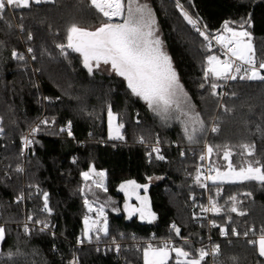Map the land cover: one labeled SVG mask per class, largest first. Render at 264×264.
<instances>
[{
	"label": "trees",
	"instance_id": "trees-1",
	"mask_svg": "<svg viewBox=\"0 0 264 264\" xmlns=\"http://www.w3.org/2000/svg\"><path fill=\"white\" fill-rule=\"evenodd\" d=\"M149 1L187 93L185 109L193 116L199 113L204 121L206 131L198 133L195 142L188 141L180 123L162 125L122 78L89 74L81 55L66 47L71 25L93 30L107 22L90 0L31 3L27 9H8L0 19V225L5 228L0 264H69L72 250L89 246L94 250V264H144L145 246L135 249L141 241L173 238L175 247L197 255L210 234L220 246L214 264H264L257 247L248 242L256 240L264 229V183H213L203 174L206 164L212 169L228 165L223 158L226 146L234 168L256 160L260 164L253 166L264 165V81L238 77L223 93V79L204 77L207 57L218 53L216 47H209V36L222 33L226 21L228 27L250 33L254 58L258 64L264 62V0ZM60 44L65 45L63 52ZM14 51L24 59L13 57ZM211 83L217 84L215 96ZM88 98L91 103L103 104L88 114L81 107ZM107 101L123 125V139L111 140L108 135ZM43 118L47 124L41 123ZM37 122L35 143L23 157L20 142ZM69 123L71 136L67 130L60 131ZM213 126L219 131L212 132ZM156 140L160 141L163 160L156 159L153 152ZM245 144L254 145L253 155L241 147ZM208 145L213 147L211 155ZM103 171L106 181L95 175ZM84 172L94 180H85ZM130 180L151 185V207L157 218L150 224L128 218L124 212V197L118 187ZM96 181L105 182L106 190L97 187ZM45 192L50 213L43 210ZM200 194H208L220 211L197 223L193 215L196 200L191 196ZM21 195L23 200L17 202ZM84 199L106 208L107 235L100 231L91 240L84 236ZM233 205L237 212L231 211ZM29 208L35 220L54 225L55 232L32 228L26 233L18 226ZM171 224L180 229L179 235ZM221 228L235 229L239 235L220 238ZM245 232L247 237H243ZM118 242L121 245L115 251ZM8 252L16 255L9 259ZM175 258L172 254L168 264H176Z\"/></svg>",
	"mask_w": 264,
	"mask_h": 264
},
{
	"label": "snow or ice",
	"instance_id": "snow-or-ice-1",
	"mask_svg": "<svg viewBox=\"0 0 264 264\" xmlns=\"http://www.w3.org/2000/svg\"><path fill=\"white\" fill-rule=\"evenodd\" d=\"M42 0H0V19H4L8 9H27L30 8L31 3L39 4ZM90 5L104 17L107 18V22L102 23L98 28L94 30H88L77 25H71L67 30V45L68 49H72L74 52L79 53L83 58V66L91 74L95 69H99L101 64L110 65V69L116 75L123 77L127 82V87L131 90V93L143 101L146 102L148 108L152 110L157 116L163 120H168L172 117L173 113H177V119L181 116L187 117L186 120L181 122L184 124V133L189 142H195L198 139V133L202 134L206 131L204 121L200 118L199 113L194 116L190 115L189 111H185L183 104L187 101V94L183 91V86L180 84L177 72L175 71L171 58L163 50L161 40L155 35L154 24L155 20L152 14L151 8L146 3H140L139 0H90ZM179 7V4H178ZM185 19L195 27V22L184 13ZM114 17L121 18L120 23H113ZM22 27V26H21ZM243 23L240 28L243 29ZM226 32L230 33V36L217 35L215 39L217 43L223 45L226 49V58L221 60L219 56L209 55L207 57V68L205 69V80L209 76L214 79L223 80H236L239 76L240 80H259L264 81V75L260 70H264V62H261L258 67L254 59V50L251 43L250 33L245 30L236 31L233 28L228 27V22L224 24ZM199 31V29H197ZM201 36H204L205 40H208V36L204 32H200ZM31 38V37H29ZM211 43L209 42V47ZM58 47L61 51H64L65 45L60 44ZM32 51L31 48L28 49ZM66 55V53H65ZM13 57L20 60L24 59L23 54L13 52ZM34 58V57H33ZM239 61V63H236ZM247 66V67H245ZM243 73V74H241ZM201 87H204L202 84ZM212 95H217L216 83H211ZM189 108L191 106L189 105ZM227 110V109H226ZM109 115V135L112 136L111 122L114 119L111 109L108 112ZM41 123L47 124L48 121L44 120ZM123 125H119L116 129V139H123L119 135V128ZM69 136L72 135L71 124L68 128H61L60 131H66ZM259 130V127H258ZM3 129L0 128V132ZM33 133L39 131V126L34 128ZM212 132L219 131L217 126L211 128ZM32 141L25 138V146ZM141 142L143 140L141 139ZM159 141L157 142V145ZM247 155L254 154V145H242L241 146ZM153 152L157 153L156 159L163 160L164 156L159 155L160 149L158 146L153 148ZM213 147L207 146V153L211 155ZM231 150L225 148L223 158L229 161L227 165V171L221 172L219 169H210L215 171V176H208L215 183L217 180L225 182H243V181H259L264 183V165L259 167L253 166V164H260L259 160L248 161L247 166H241L239 170L233 167L230 162ZM243 154V153H242ZM151 156V153H149ZM204 159V156H201ZM17 171H23L18 168ZM94 172V169L92 170ZM99 177H104L105 173H95ZM82 176L85 180L89 179L90 173L84 172ZM151 179V178H149ZM196 180L199 182L200 176L197 175ZM96 186L103 188L102 181H96ZM204 187L205 185H201ZM143 187L147 191V185H139L134 180L126 181L120 185V190L125 191V195L131 199L129 190L132 194H135L137 201L140 203V207H135L129 203H125V210L129 213V216L139 213L142 220L149 219V221L155 219V214L151 212L148 204L147 196L141 197L138 190ZM106 190V189H105ZM23 195L18 197L17 202L23 200ZM235 201V197H230ZM44 211L51 212L48 207V193H43ZM211 207L208 209H202V211H215L219 212L220 209L216 206L214 201L210 200ZM85 205L91 212L93 209L88 200L85 199ZM232 212H237L235 205L231 208ZM240 215H245L244 212H240ZM98 218H103V226L97 227L100 224V219L92 220L89 223V218L86 216L84 219V236L91 240V233L93 230L103 231L105 235L108 233L107 219L104 217L103 207L97 210ZM32 220L30 216L28 218ZM231 219V218H229ZM35 223H43L41 221H35ZM213 226H216L213 224ZM46 223L43 224L41 231L47 228ZM176 234H180V229L175 225H172ZM25 232H29L27 224L25 225ZM227 229L221 228V234L227 235ZM232 234L239 235L235 229H232ZM250 231H252L250 229ZM248 236V232L244 233ZM98 238V237H97ZM5 240V228L0 226V243ZM82 242V241H80ZM249 244H253L257 247L258 254L264 257V229L261 230L259 237L256 240H249ZM188 243L187 240L184 241ZM116 250L119 251V245H116ZM175 253L176 264H202V261L210 254L205 249L201 248L197 250V255L191 254L183 247H175L170 241H165L161 246L157 247L152 243H148L143 248V261L144 264H168L171 253ZM212 254H218L220 252V246L216 245L212 250ZM0 255H3L0 252ZM16 253L8 252L7 256L12 259ZM191 256V258H189ZM180 258H184L181 260ZM70 264H76V260L70 261Z\"/></svg>",
	"mask_w": 264,
	"mask_h": 264
},
{
	"label": "built area",
	"instance_id": "built-area-1",
	"mask_svg": "<svg viewBox=\"0 0 264 264\" xmlns=\"http://www.w3.org/2000/svg\"><path fill=\"white\" fill-rule=\"evenodd\" d=\"M106 18V17H105ZM107 19V18H106ZM121 18L119 17H114L112 22H116V21H120ZM196 25H200L198 22H196ZM215 36L217 35H213V36H209V40H210V43L213 47H216L217 50H218V53H217V56L220 57L221 60L225 59L226 58V49L223 47V45L217 43L216 39H215ZM255 59V58H254ZM255 62H256V65L258 67V62L257 60L255 59ZM236 63H239V61H237ZM247 67V66H245ZM261 71V74L264 75V70H260ZM239 77V76H238ZM237 77V78H238ZM224 81V85H223V88H222V92L225 93V91L230 87V84L233 80H223ZM46 120V118H43L42 121ZM68 125L67 124L66 126L62 127L64 129H67L68 128ZM37 126H39V122L33 124L31 126V128L27 131V133L25 134V136L22 138L20 144H21V156L25 157L28 153V150L29 148L35 143V138L37 136V132L33 133V129L34 128H37ZM25 138H27L28 140H31L32 142L30 144H28L27 146H25ZM157 146V144L155 145ZM159 146V145H158ZM207 156V155H206ZM206 156H204V159L203 161L206 160ZM210 166L208 164L205 165V168L203 170V174H204V177L205 179L208 181L210 179H207L208 176H215V171H210ZM191 198L193 200H196L195 202V210H194V218L196 220L197 223H201L203 220H210L212 216L218 214L219 212H215V211H202V209H208L211 207V204H210V200L213 201L208 194H206L205 196L200 194L199 196H194L192 195ZM216 203V202H215ZM216 206L220 209V206L216 203ZM93 207V206H92ZM32 217V220H29L28 218L29 217ZM35 220L34 217L32 216V209L29 208V214L25 217V219L23 220L22 223L18 224V226L22 227L23 229H25V225L27 224L29 230H31L32 228H39L41 230V228L43 227V224L46 223V222H43V223H35ZM42 222V221H41ZM48 225L47 228H45L43 231L44 232H47V233H54L56 228L54 225H49L48 223H46ZM173 224H171L172 226ZM211 226H213V224H211ZM236 232H238L236 230ZM235 236H238V235H234L232 234V231H227V235H222L221 234V230L219 231V237L220 238H229V237H235ZM243 237H247L245 235H243ZM81 239H78L77 243L80 244L81 242ZM165 241H170L172 243L173 246H175V241L173 238H163V239H159L158 241L156 240H152V239H148V240H145V241H141L139 242L136 246H135V249L136 250H139L141 248V246H146L148 243H152L153 245H157V244H162L163 242ZM116 245H121L120 242H118L117 244H115L114 248H115V251L116 250ZM218 245V243L216 242V236L214 234H210L208 239H207V244L206 246H204V249L206 251H208L210 254L205 258L204 261L202 262H211V264H214L215 261L218 259V256H219V253L218 254H212L211 250L216 246Z\"/></svg>",
	"mask_w": 264,
	"mask_h": 264
},
{
	"label": "rangeland",
	"instance_id": "rangeland-1",
	"mask_svg": "<svg viewBox=\"0 0 264 264\" xmlns=\"http://www.w3.org/2000/svg\"><path fill=\"white\" fill-rule=\"evenodd\" d=\"M42 1H52V0H42ZM139 2L140 3H146L150 8H151V10H152V14H153V17H154V20H155V24H154V29H155V35L161 40V42H162V47H163V50L169 55V53H168V51H167V49H166V47H165V44H164V42H163V39H162V35H161V32H160V28H159V25H158V22H157V19H156V16H155V14H154V11H153V8H152V6H151V3H150V1L149 0H139ZM125 4H127V0H125ZM120 22H122L121 20L120 21H116V22H113V23H120ZM230 28H232V27H230ZM234 30H236V31H239L238 29H236V28H233ZM94 30V29H93ZM219 35H224V36H229L230 35V33H228V32H226V30H224L222 33H220ZM216 56H217V54H216ZM82 57V56H81ZM169 57H170V55H169ZM171 58V57H170ZM83 59V58H82ZM172 61V60H171ZM172 65H173V67H174V64H173V62H172ZM174 69H175V67H174ZM175 71H176V69H175ZM92 73H103V74H114V75H116L114 72H112L111 71V69H110V65H103V64H101V66H100V68L99 69H95L94 68V70H93V72ZM178 75V74H177ZM118 76V75H117ZM118 77H120V76H118ZM120 78H122L123 80H124V78L123 77H120ZM178 79H179V76H178ZM125 81V80H124ZM126 82V81H125ZM179 82H180V84L182 85V83H181V81H180V79H179ZM126 84H127V82H126ZM183 91L186 93V91L184 90V87H183ZM187 94V93H186ZM188 98V97H187ZM142 100V99H141ZM86 101H88V102H84L83 103V105L81 106L82 107V110H84L85 109V111H86V113H88V114H90L91 112H93V109H95L96 108V105H99V104H103V103H99V102H96V101H93V103H91L90 102V99L88 98ZM109 101V100H108ZM108 101L106 102V112H107V125H108V135H109V131H110V128H109V115H108V112H109V109H111V107H110V105H108L107 103H108ZM145 102V101H144ZM187 102H188V100L187 101H185L184 102V104H183V107H184V110L185 111H187V109H185L186 107L184 106V105H186L187 104ZM108 105V106H107ZM187 106V105H186ZM152 111V110H151ZM111 112H112V114H113V117H114V119L112 120V122H111V126H112V136L110 137V135H109V137L112 139V140H118V139H116V138H114L116 135H117V131H116V129L118 128V126L119 125H121L120 124V122H119V118H118V115L114 112V111H112L111 110ZM153 112V111H152ZM154 113V112H153ZM178 114L177 113H173L172 114V117L170 118V119H168V120H163V119H161L159 116H157V118H158V120H159V122L162 124V125H165V126H171V125H174V124H176V123H180L181 124V126L183 127L184 126V124L181 122V118H179V119H177L176 118V116H177ZM184 128V127H183ZM119 135H121L122 137H123V135H122V128H119ZM159 140H156L155 142L157 143ZM159 143H160V141H159ZM160 145V144H159ZM156 147V146H155ZM159 147V149L161 148V145L160 146H158ZM155 155L157 156V153H155ZM159 155H162V153H161V151L159 152ZM163 156V155H162ZM215 169H219V171H221V172H224V171H227L228 169H227V166L225 167V168H220V167H216ZM236 170H239V169H236ZM103 173H105L104 171H103ZM215 175H216V172H215ZM89 179H92V180H94V178H93V176L92 175H90L89 176ZM106 179V176L104 175V180ZM106 181V180H105ZM216 182H225V181H222V180H217ZM103 185H104V189H105V187H106V183L104 182L103 183ZM88 200V199H87ZM88 202H89V204L91 205V207H92V211L90 212L89 210H88V207L85 205V199H84V207H85V210H86V216L89 218V223H91V221L92 220H96V219H100V224L99 225H97V227H102L103 226V218H98V216H97V210L100 208V207H103V210H104V217H106V219H107V216H106V213H105V211H106V208L104 207V206H102L101 204H99L98 202H92V201H90V200H88ZM85 219V218H84ZM84 219H83V224H84ZM1 226V225H0ZM84 228H85V224H84ZM107 228H108V222H107ZM97 232H100V231H96V230H93L92 231V233H91V237L94 235V234H96ZM87 239V238H86ZM88 240V239H87ZM176 247H180L179 245H176ZM172 254H175L174 252L173 253H171V255H170V258H169V260L171 259V257H172ZM95 257H94V250H93V248L91 247V246H89V247H81V248H77V251H76V253L74 254V256H71V261H73L74 259L76 260V263L78 262H80V264H93V259H94ZM175 259H177V258H175ZM181 260H183L184 258H180ZM80 260V261H79ZM168 260V261H169ZM70 261V260H69Z\"/></svg>",
	"mask_w": 264,
	"mask_h": 264
},
{
	"label": "water",
	"instance_id": "water-1",
	"mask_svg": "<svg viewBox=\"0 0 264 264\" xmlns=\"http://www.w3.org/2000/svg\"><path fill=\"white\" fill-rule=\"evenodd\" d=\"M124 183V182H123ZM147 191H145V189L143 188V187H141L139 190H138V192H139V195L141 196V197H144V196H147V199H148V204H149V206H150V210H151V212L152 213H154L155 214V219L154 220H151V221H149V219H144V220H142L141 218H140V215H139V213H136V214H134V215H131V216H129V213L125 210V203L127 202V203H129L130 205H133V206H135V207H140V203H139V201H137V199H136V196H135V194H132L131 193V191L129 190V195L131 196V199H129L128 198V196H126L125 195V191H121L120 190V186L118 187V191L123 195V197H124V202H123V209H124V212L126 213V215L128 216V218H136L140 223H142V224H150V223H152L153 221H155L156 220V218H157V214L154 212V210L152 209V207H151V201H150V195H149V191H150V184H147Z\"/></svg>",
	"mask_w": 264,
	"mask_h": 264
},
{
	"label": "crops",
	"instance_id": "crops-1",
	"mask_svg": "<svg viewBox=\"0 0 264 264\" xmlns=\"http://www.w3.org/2000/svg\"><path fill=\"white\" fill-rule=\"evenodd\" d=\"M230 36V35H229ZM111 139V138H110ZM112 140V139H111ZM76 251H77V249H74V250H72V252L69 254V260L71 261V256H74V254L76 253ZM264 258V257H263ZM94 260V259H93ZM70 261H69V264H70ZM80 261V260H79ZM76 264H80V262L78 263H76ZM94 264V263H93Z\"/></svg>",
	"mask_w": 264,
	"mask_h": 264
}]
</instances>
